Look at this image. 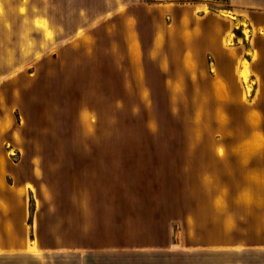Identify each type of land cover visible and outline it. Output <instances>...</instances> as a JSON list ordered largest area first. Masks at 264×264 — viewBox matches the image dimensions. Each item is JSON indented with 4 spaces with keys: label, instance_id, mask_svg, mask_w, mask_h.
Returning a JSON list of instances; mask_svg holds the SVG:
<instances>
[{
    "label": "rangeland",
    "instance_id": "obj_1",
    "mask_svg": "<svg viewBox=\"0 0 264 264\" xmlns=\"http://www.w3.org/2000/svg\"><path fill=\"white\" fill-rule=\"evenodd\" d=\"M237 12L0 0V264H264V102L195 49L218 13L234 55Z\"/></svg>",
    "mask_w": 264,
    "mask_h": 264
},
{
    "label": "crops",
    "instance_id": "obj_2",
    "mask_svg": "<svg viewBox=\"0 0 264 264\" xmlns=\"http://www.w3.org/2000/svg\"><path fill=\"white\" fill-rule=\"evenodd\" d=\"M232 8L238 10L242 19L247 22L249 29L248 40H245L243 26L238 25V31L242 36V44L235 41V53H230L229 48L224 46L222 41L226 39V30L219 32L212 30L211 22L219 19L221 23L230 21L234 25V19L222 16L221 14H203L204 25L195 41V49H209L214 57V64L217 71L218 82L215 83L213 73L208 78L212 90V99L220 102H242L243 97L250 103L264 102V0H229ZM186 9H191L193 1H185ZM224 19V20H223ZM248 62L249 80L252 89L247 96L245 83L240 75L243 67V60ZM209 69V66H208ZM209 71V70H208ZM218 85L219 96L214 93V86ZM18 250H29L26 246H19Z\"/></svg>",
    "mask_w": 264,
    "mask_h": 264
},
{
    "label": "bare ground",
    "instance_id": "obj_3",
    "mask_svg": "<svg viewBox=\"0 0 264 264\" xmlns=\"http://www.w3.org/2000/svg\"><path fill=\"white\" fill-rule=\"evenodd\" d=\"M45 26V25H44ZM42 27V26H41ZM40 27V28H41ZM242 76H243V80H245L246 79V77H247V71L245 70V68L242 70Z\"/></svg>",
    "mask_w": 264,
    "mask_h": 264
}]
</instances>
